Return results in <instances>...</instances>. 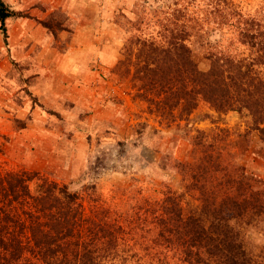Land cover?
<instances>
[{"label": "trees", "instance_id": "trees-1", "mask_svg": "<svg viewBox=\"0 0 264 264\" xmlns=\"http://www.w3.org/2000/svg\"><path fill=\"white\" fill-rule=\"evenodd\" d=\"M171 1L163 41L137 39L132 55L139 96L195 132L185 159H171L179 187L163 185L154 197L126 186L125 199L108 203L90 184L86 204L37 170L0 171V264H264V178L237 160L242 150L264 159V146L251 148L249 138L257 130L264 141V7L250 15L236 0H202L201 12ZM14 14L0 0L6 45L5 20ZM224 27L244 50L209 40ZM193 35L207 68L196 59ZM200 100L218 116L237 111L246 128L193 127L187 116ZM256 230L259 243L250 235Z\"/></svg>", "mask_w": 264, "mask_h": 264}, {"label": "rangeland", "instance_id": "rangeland-1", "mask_svg": "<svg viewBox=\"0 0 264 264\" xmlns=\"http://www.w3.org/2000/svg\"><path fill=\"white\" fill-rule=\"evenodd\" d=\"M4 1L15 14L5 20L7 45L0 31V171L37 170L68 188L79 186L86 204L90 184L108 203L125 199L126 186L154 197L163 185L179 187L171 159H185L195 132L139 96L132 55L137 39L163 41L173 1ZM182 1L206 9L205 1ZM236 1L246 14H262L264 0ZM207 36L219 48H245L227 27ZM197 38L190 42L200 67L207 68ZM187 118L204 130L246 128L237 111L218 116L203 100ZM249 138L251 148L264 146L257 130ZM237 160L264 178L263 158L242 150ZM250 235L253 243L263 240L261 231Z\"/></svg>", "mask_w": 264, "mask_h": 264}, {"label": "clouds", "instance_id": "clouds-1", "mask_svg": "<svg viewBox=\"0 0 264 264\" xmlns=\"http://www.w3.org/2000/svg\"><path fill=\"white\" fill-rule=\"evenodd\" d=\"M79 186H70L69 190L70 191H76L78 190Z\"/></svg>", "mask_w": 264, "mask_h": 264}]
</instances>
